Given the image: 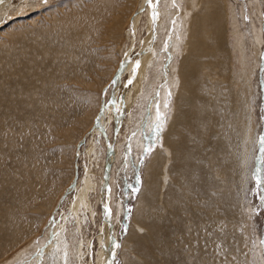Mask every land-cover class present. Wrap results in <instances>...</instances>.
<instances>
[{
    "label": "rangeland",
    "instance_id": "rangeland-1",
    "mask_svg": "<svg viewBox=\"0 0 264 264\" xmlns=\"http://www.w3.org/2000/svg\"><path fill=\"white\" fill-rule=\"evenodd\" d=\"M62 1L48 0L46 5H42L41 0H3L0 2V21H6V23L0 22V32L3 33L13 24L15 25V21L22 24L24 20H29L32 16H37ZM165 1L151 0V4L147 1L140 15L136 7L129 18L126 29L124 25H121V31L125 32L121 44L124 49L121 47L118 55L116 51V58L122 57L124 53L130 64L127 63L125 66L127 68L119 75L118 85L113 82L114 85L110 79L107 83L108 76L105 75L104 70H101V75L104 74V76L99 79L96 91L93 94H86L87 97L83 96L85 91L79 92L81 89L75 84L79 77H85L87 81V78L96 76L115 40L121 41L112 34L115 27H111V24L100 30L95 39L96 44L87 43L85 52L82 53L86 62L57 64L55 70L58 75L53 80L49 75V68L45 65L44 69L38 68V72L45 71L47 74L45 83H37L35 78V80L26 78V83L23 82L22 85L19 82L16 83L15 92L19 89L17 92H20L27 87L35 88L36 91L49 92L45 101H39L37 112L39 111L40 119L36 114L25 110L24 105L16 100L0 105V111H2L0 123L3 124L0 135L5 133L0 136V220L2 219V223L0 221V230H2L0 241L10 230L9 234H22V246L30 240L32 242L38 239L39 241L44 240L43 245L35 244L37 249L32 252L33 254L38 253L40 258L38 255L35 258L30 255L29 260L27 259L28 264L54 262V260L48 261L47 259L54 256L56 241H62L63 245L69 248L68 250L66 248L69 254L68 264H101L99 254L103 249L100 245L103 227H106V235L117 244L114 247L115 255L111 264H122L121 249L125 239L134 230L131 221L135 203L143 185L145 166L151 154L150 150L154 149L152 147L156 145L163 132L162 128L151 140L145 136L142 126L147 117L152 115V109L147 108V105L151 106L149 99L156 97L154 88L160 87L159 90H161L163 82L166 81V77L160 76L158 71L154 72L153 61H159L160 57L162 62L168 66V57L172 56L170 47L174 34L171 30L168 31L169 28L167 30L158 28L160 13L164 11ZM116 2L122 7L119 6L120 8L113 13L114 17L112 16L110 21L116 19L120 10L124 9V0H116ZM229 2L236 11L241 28L248 31L245 38L247 42L245 39L242 41L246 42V54L250 67L248 72L251 73L248 82L251 109L248 115H251L252 120L247 124H249V129L251 126L253 129L249 131L252 138V154L247 169L246 186L242 191L238 188L237 182L231 185V176L227 177L229 185L221 186L225 188L223 189L225 194L222 196L228 193V199L224 197L222 202L218 200L219 204L215 202L217 211L214 215L217 223L215 226L213 224L207 226L206 233L202 236L203 240L207 238L204 240V246H206L203 248V252L206 251L205 255L198 253L199 234L196 229L198 220L191 212L195 205L193 201L197 202V186L194 180L190 182L186 190L185 197L188 196L187 199L190 202L187 205V211L181 216L179 211L181 207L178 209V206H173L174 209L171 210L163 207L158 199L159 189L157 187L153 194L154 211L156 207L155 219L160 218L159 232H162L163 236V239L159 240L163 255L156 257L158 264H199V259L200 264H246V262L247 264H264V251L261 244L264 235V0H229ZM83 10V8L72 6L70 9L65 8L58 12L56 17L58 20L66 19L81 14ZM153 12L157 14L154 20ZM178 16L179 12H175L174 19ZM135 21L138 23L135 24ZM21 24L18 25L21 26ZM27 24H22L10 33L11 38L17 37L22 40L20 46L7 51L2 49L4 41L0 46V78L2 80L9 78L19 68L20 63L24 62L25 57L20 52L21 49L30 50L41 44L47 46L52 43L59 46L58 53L66 57L61 44L58 45L52 36L47 33L39 34ZM134 26H136L135 34L132 35L130 31H134L131 28ZM253 28L257 34H260L257 55L253 48ZM225 31L224 26L223 48L227 52L226 55L233 57L237 53L234 48L235 41L232 35L227 34L226 36ZM87 52H91L92 55L90 56ZM72 53L74 52L69 55H75ZM167 53L170 55L168 56ZM137 62H139V67L135 69L133 75V68ZM234 65L236 67L235 62ZM114 66L115 63L112 60L110 67ZM166 69L164 70L165 75L169 76V71ZM153 72L156 73L155 77ZM130 78L131 83H129ZM243 81L247 80L243 79ZM94 87H96L95 82H91L88 91L93 92ZM8 89L10 90V87ZM85 97L88 102H91L94 97L92 103L88 104ZM145 98L147 100H144ZM73 102L76 103L73 104ZM93 103L94 105L99 104L94 106ZM148 111H151L150 114ZM15 117L25 120L27 134L24 132V138L13 134L17 130L13 122ZM30 133L33 134L32 137ZM26 136L31 138L28 137L31 143ZM225 136H230V133ZM133 137L138 138V141ZM258 144H261L260 149ZM110 148L113 153L112 157L109 153ZM145 149L148 151L146 152ZM162 152L158 153L163 156ZM187 158L188 154L183 156V161ZM106 168H108L107 174ZM156 177V182L159 183V170ZM220 179L221 177H218V180ZM211 181L212 179L209 182ZM193 190L196 195H192ZM175 191L177 193L178 188ZM76 203H81V205L79 204L78 207ZM225 207L229 217H227ZM13 220L15 230L6 229L4 222L9 223ZM26 225L28 230L25 234ZM242 227L244 233L241 231ZM225 232L228 234L227 237ZM214 238H217V241H213ZM129 243L130 246L133 245V242ZM240 244L243 246H239ZM236 248L239 251L242 250L243 253L238 262L233 261L230 253V250L235 253ZM12 253L13 251L7 255L10 256ZM59 253L62 254V251L56 255ZM126 255L134 257L135 261L139 259L141 263L138 262V264H146V262L148 264V260H144L143 257H135L130 252Z\"/></svg>",
    "mask_w": 264,
    "mask_h": 264
},
{
    "label": "bare ground",
    "instance_id": "bare-ground-1",
    "mask_svg": "<svg viewBox=\"0 0 264 264\" xmlns=\"http://www.w3.org/2000/svg\"><path fill=\"white\" fill-rule=\"evenodd\" d=\"M147 1L148 0H124V9H121L117 16L118 22L117 18L110 21L113 13L122 7L116 2V0H63L61 3H57L39 13L37 16H32L29 20H24L22 24L28 23L27 25H31L30 28L34 29L37 33H42V35L47 33L52 36L58 45L61 44L66 57L64 58V54L58 53L57 50L59 46L52 43L47 46L41 44L30 50L21 49L20 52L25 57L24 62L20 63L19 68L13 72L9 78L3 80L0 78V105H6L11 100H16L18 103L24 105L25 110L36 114L38 119H40L39 111L37 112L40 105L39 101H45L49 92L36 91L35 88L31 87H27V89L24 88L22 91L17 92L20 90L19 89L15 92L14 88L17 87L16 83H26V78H35L37 79V83H45L47 77L46 72H38V68L42 67L44 69L45 65L49 68V75L53 80L58 75L55 70L57 64L86 62V58L82 53L85 52L84 50L87 43H89V45L96 44L97 41L95 39H97V34L102 28L107 27V25L110 26L111 24V27H115L112 34L117 36V39H121V41L119 42L118 40H115L113 46H111L112 49L110 53L104 57V61L98 69L96 76L87 78V81L85 80V77H79L77 80L75 79V84L80 87L81 90L79 92H83V90L85 91L83 96L90 93L93 94L98 87L99 79L104 76V74L101 75V70H104L106 72L105 75L108 76L107 83H109L108 81L110 79L112 83L116 82L117 84L119 75L127 68H125V66L129 63L127 62L128 57L125 56L124 53L122 54V57L119 56L116 58V51L118 55L121 47L123 48L121 44L125 32L121 31V25H124L126 29L129 18L134 13L136 7L137 10L139 9L140 15V11L142 8H145L144 6ZM164 5V11L162 10L163 13H160L161 16L158 28H164L166 30L169 28L168 31L170 32L171 30L172 34H174L170 47L172 56L168 57V66L162 62V58L160 59V57L159 61L156 60L158 64L156 61H153L154 72L158 71L160 76L163 78L166 77V81L163 82L161 90H159L160 87L154 88L156 91L154 95L156 97L149 99L152 108L147 105V108H150V110L152 109V115L147 117L146 122L142 126L145 136L149 139L158 134L162 128L163 132L161 138H157L158 141L156 142V145L152 147L154 149L150 150L151 154L145 166L146 170L143 185L140 189L139 196L137 197L131 221L135 231L133 230V232H130L129 237L125 239L123 243L121 249L123 257V259L121 257L123 260L122 264H138V262H140L139 259L135 261L134 257H128L126 255L127 252H130L135 257H143L144 260H148V264H158L156 257H159V255L162 254L159 240L163 239V236L162 232H159L161 229L160 218L157 217L158 219H155L157 214H155L156 207L154 211L155 198L153 197V194L158 187V199L160 203L163 204V207L165 206V208L167 207L170 210L172 208L174 209L176 206H178V209L181 207L179 210L181 213L180 216L184 215L187 211V205L190 202V200L187 199L188 196L185 197L186 190L188 189L190 182L193 180L197 186V202L193 201L195 205L191 212L194 213L193 215H195L198 220V227H196L199 234L198 253L205 255L206 251L203 252V248L206 246H204V240L207 238L203 240L202 236L206 233L207 226L209 227L211 224L215 226L217 223L214 215L217 211L215 202L218 203L219 199L220 202H222L224 197L228 199V193L222 196L225 194V191L223 190L225 188H222L221 186L226 187L229 185L227 177L231 176V185L237 182L238 188L243 191L244 186H246L245 183L248 175L247 169L252 154V138L249 131H251L253 127L251 126V129H249V124H247V122H251L252 120L251 115H248V111L251 109V98L248 91V82L250 81L251 73L248 72V68L250 67L248 65L249 61L247 59V49L245 47L247 42L245 38L248 31L246 32L241 28L240 21L238 20L239 18L229 0H166ZM72 6H77L84 10L79 15L77 14L76 16L66 19H57L56 16L58 12L65 10V8L70 9ZM175 12H179V16L174 19ZM18 21L20 22V20ZM136 22L137 21L134 23L136 24ZM16 23L17 22L15 21V25L13 24V26L9 27L5 32H0V46L4 41L2 46L3 51H7L22 44V40L19 38L10 37L12 30L22 26L21 23H17V25ZM18 24H21V26ZM136 26L131 27L134 30L130 31L132 35L135 34ZM224 26L226 28V31L224 32L226 36L227 34L228 36L229 34L232 35L235 41L234 48L237 50V53L234 52L235 55L233 54V57L226 55L227 52L223 48L224 43H222V37ZM243 39H245L246 42H243ZM253 43L254 53L257 55L260 45V34H257L254 28ZM71 52H74L72 54L75 55L70 56L69 54ZM162 52L165 53L163 49ZM87 53L90 56L92 55L91 52ZM169 55L170 54H168V56ZM233 59L236 63V67ZM66 60L70 62H67ZM112 60L115 63L114 67H110ZM118 68L119 70L117 71ZM165 68L168 69L169 76L165 75ZM155 74L156 73H154V77ZM243 79L247 81H243ZM91 82H95L96 84V87L93 88V92L88 91L91 87ZM8 87H10V90ZM99 90L101 89L99 88ZM86 97L85 101H87ZM93 98L91 99V102L87 101L88 104L92 103ZM146 98L144 100H147ZM166 101L168 104L167 108L165 107ZM75 103L73 102V104ZM151 111H148V114H150ZM157 111L161 114L159 122L157 121ZM1 113L2 111H0V115ZM88 118H90V116H88ZM13 122L14 125L16 124L15 127L17 130H15L14 133L13 131L11 132L17 137L22 136V138H24L23 134L26 132L25 120L21 117H15ZM157 123L160 125L159 128L156 127ZM17 125L19 127H17ZM2 127L3 124L0 123V129ZM86 129H88V127ZM1 130H3V128ZM228 133H230V136H225V134ZM4 134L5 133L3 132L2 135ZM32 136L33 134L30 137ZM35 137L36 135L34 136L33 141L35 140ZM29 138L28 140L30 141L31 138ZM133 138L132 141L136 144V141ZM136 140L138 141V138H136ZM159 151H163V156L158 153ZM109 153L112 157L113 153L111 148L109 149ZM186 154H188V158L183 161V156ZM107 169L108 168H106V174ZM158 170L160 171L159 183L156 182V174ZM218 177H221V179L218 180ZM211 179L212 181L209 182ZM176 188H178L177 193L175 191ZM210 190L211 192H209ZM194 191L195 190H193L192 195L196 193H194ZM228 191L229 190H227V192ZM188 192L190 193V190ZM84 200L86 201V199ZM79 204L81 205V203H76V206L79 207ZM83 205L84 204H82V206ZM227 211L228 210L225 207V212L227 217H229ZM15 218L17 219V217ZM106 218L105 215V221ZM0 221L2 223V219ZM13 222L14 220L9 223L5 221L4 224L6 229H14L16 226ZM16 222H18V220ZM191 223H193V221ZM24 228V233L26 234V230H28L27 225ZM103 228V234L100 238V245H102L103 249L99 254V261L101 264H111V261L113 260L111 253H114L115 251L114 247L116 241H114V245V242L111 241L112 239L106 235V227ZM194 229L193 233L196 230ZM241 231L244 233L243 227L241 228ZM10 232L8 231V237L7 235L4 237L3 234V238H1L2 241H0V264H28L27 262L30 255H32V258H35L38 255V253H32L37 249L35 244L37 245L38 243L43 245L44 240L39 241L38 239L34 242L30 240L25 246H22V234L17 235L13 233L12 235V233L9 234ZM225 234L227 237V232H225ZM194 235L196 236V234ZM57 238L58 237H56V239ZM215 240L217 241V238H214L213 241ZM129 242H133V245L130 246ZM184 242L185 241H183V243ZM54 244V256L47 260H54L51 264H68L67 259L69 254L67 250L69 248L67 245H63L62 241H56ZM189 246L191 247L193 245ZM239 246L243 245L240 244ZM11 251H13V253L8 256L7 254ZM60 251H62V254L59 253V255H56ZM232 252L230 250L233 261L238 262L239 259L241 260V254H243L242 250L239 251L236 248V254L234 252V254H232ZM41 253H43V251ZM227 255L228 253L226 256ZM38 259H36V261Z\"/></svg>",
    "mask_w": 264,
    "mask_h": 264
},
{
    "label": "snow or ice",
    "instance_id": "snow-or-ice-1",
    "mask_svg": "<svg viewBox=\"0 0 264 264\" xmlns=\"http://www.w3.org/2000/svg\"><path fill=\"white\" fill-rule=\"evenodd\" d=\"M0 2H3V0H0ZM48 2V0H41V3L42 5H46ZM148 3L151 4V0H148ZM153 19L156 18V13L153 12ZM0 22H3V23H6V21H0ZM139 67V62H137L135 65H134V68H133V74L135 73V69ZM129 83H131V79H129ZM168 104H167V101L165 102V107L167 108ZM160 118H161V114L159 113V111H157V121L159 122L160 121ZM157 128L160 127L159 123H157L156 125ZM145 151L147 152L148 149H145ZM259 182V181H258Z\"/></svg>",
    "mask_w": 264,
    "mask_h": 264
},
{
    "label": "water",
    "instance_id": "water-1",
    "mask_svg": "<svg viewBox=\"0 0 264 264\" xmlns=\"http://www.w3.org/2000/svg\"><path fill=\"white\" fill-rule=\"evenodd\" d=\"M260 147H261V144H258V148L260 149ZM258 160H256V162H257ZM261 244H262V250L264 251V235H263V238H262V240H261ZM115 246H117V244L115 245ZM114 253L112 252V259L114 258V255H113ZM111 263H112V261H111Z\"/></svg>",
    "mask_w": 264,
    "mask_h": 264
}]
</instances>
